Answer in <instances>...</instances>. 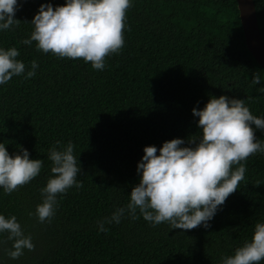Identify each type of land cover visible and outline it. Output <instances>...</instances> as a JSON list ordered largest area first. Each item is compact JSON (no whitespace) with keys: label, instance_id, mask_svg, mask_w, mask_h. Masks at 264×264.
<instances>
[{"label":"trees","instance_id":"16d2710c","mask_svg":"<svg viewBox=\"0 0 264 264\" xmlns=\"http://www.w3.org/2000/svg\"><path fill=\"white\" fill-rule=\"evenodd\" d=\"M253 1L264 41V0ZM44 2L65 0H18L19 21L0 30V46H15L26 69L33 59L38 64L34 76L22 73L0 84V143L10 154L22 145L30 158L42 160L29 182L10 193L0 188V213L14 214L34 244L12 259L11 241L0 233V264H219L264 219V153L241 161L243 178L207 228L153 225L138 210L135 218L126 214L119 223H106L107 231H98L97 222L127 204L145 145L159 149L167 139L187 142L199 133L191 110L210 95L244 99L254 115L264 117V93L258 90L264 69L246 48L236 0H132L124 43L105 57L102 70L83 58L41 52L35 41L22 43ZM253 74L260 85L252 83ZM254 134L264 141L260 129ZM57 140V148L73 144L80 187L58 194L54 214L40 221L35 207Z\"/></svg>","mask_w":264,"mask_h":264},{"label":"clouds","instance_id":"9594fccd","mask_svg":"<svg viewBox=\"0 0 264 264\" xmlns=\"http://www.w3.org/2000/svg\"><path fill=\"white\" fill-rule=\"evenodd\" d=\"M131 2L65 0L55 6L41 3L30 21L32 30L22 43L35 41L41 52L83 58L93 69L102 70L105 57L118 52L124 43L125 12ZM18 7V0H0V30L19 21L14 16ZM18 56L15 46H0V84L14 75L23 73L29 78L36 74L37 61L33 59L26 69ZM252 83L260 85V76L253 74ZM258 90L264 93V85ZM191 111L198 117L199 133L188 137L187 142L181 137L167 139L159 149L153 144L145 145L136 166L138 182L131 187L127 204L117 206L98 221V231H107L106 223H119L126 214L135 218L137 210L153 225L167 221L170 229L209 227V221L243 178L245 167L241 161L250 154L264 153V141L254 134V128L264 132V117L254 115L244 99L225 94L210 95L203 107H193ZM60 143L55 141L48 151L51 174L40 189L42 199L35 207L40 221L52 217L58 194L73 185L80 187L76 179L80 165L77 166L73 144L68 141L57 148L55 145ZM18 148V152L10 154L0 143V188L5 193L36 177L42 166L40 158H30L27 148ZM0 233H6L11 241L7 255L12 259L21 256L24 249L34 248L31 236L24 233L14 214L0 213ZM262 259L264 219L257 220L251 237L219 264H259Z\"/></svg>","mask_w":264,"mask_h":264},{"label":"water","instance_id":"95a60500","mask_svg":"<svg viewBox=\"0 0 264 264\" xmlns=\"http://www.w3.org/2000/svg\"><path fill=\"white\" fill-rule=\"evenodd\" d=\"M246 48L264 69V41L259 31L253 0H236Z\"/></svg>","mask_w":264,"mask_h":264}]
</instances>
